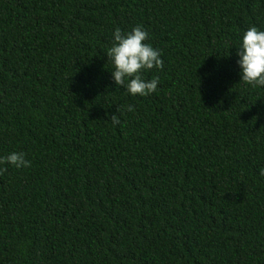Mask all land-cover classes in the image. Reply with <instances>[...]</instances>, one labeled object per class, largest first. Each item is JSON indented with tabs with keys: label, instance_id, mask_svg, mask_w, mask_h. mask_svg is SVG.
<instances>
[{
	"label": "trees",
	"instance_id": "1",
	"mask_svg": "<svg viewBox=\"0 0 264 264\" xmlns=\"http://www.w3.org/2000/svg\"><path fill=\"white\" fill-rule=\"evenodd\" d=\"M136 25L164 61L148 96L106 55ZM253 25L264 0H0V157L31 162L0 165V264H264Z\"/></svg>",
	"mask_w": 264,
	"mask_h": 264
},
{
	"label": "clouds",
	"instance_id": "2",
	"mask_svg": "<svg viewBox=\"0 0 264 264\" xmlns=\"http://www.w3.org/2000/svg\"><path fill=\"white\" fill-rule=\"evenodd\" d=\"M148 40V32L142 26L136 25L129 32H122L117 27L113 33L112 46L107 49L106 55L114 65L111 71L112 78L117 86H123L133 96H148L158 88L159 77L147 80L143 72L153 68L162 69L164 61L160 50L154 48ZM241 68V80L252 88L264 86V30H259L255 25L249 27L243 34L240 47L237 48ZM128 111H134L133 106L127 107ZM119 111V108L117 112ZM110 119L113 125H119L117 114H112ZM11 164L17 169L29 167L31 162L26 159L24 152L13 151L4 157H0V165ZM7 171L6 167H0V175ZM260 175L264 176V168L260 169Z\"/></svg>",
	"mask_w": 264,
	"mask_h": 264
}]
</instances>
